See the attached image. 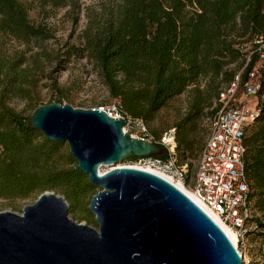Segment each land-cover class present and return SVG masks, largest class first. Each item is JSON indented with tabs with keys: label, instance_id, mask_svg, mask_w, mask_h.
<instances>
[{
	"label": "trees",
	"instance_id": "obj_1",
	"mask_svg": "<svg viewBox=\"0 0 264 264\" xmlns=\"http://www.w3.org/2000/svg\"><path fill=\"white\" fill-rule=\"evenodd\" d=\"M27 11L19 0H0V32L26 44L52 38L29 21ZM259 35L264 36V0H115L83 31L81 44L71 45L64 54L67 60L74 56L92 63L108 95L120 101L121 113L146 122L193 88L189 111L175 127L176 151L182 150L177 162L183 164L202 148L193 134L200 131L197 120L211 107L212 98L218 102L219 91L237 73L241 83L245 81L256 56L243 69V45ZM37 57L30 63L23 54L8 57L0 51V198H37L54 191L64 197L70 213L89 214L97 187L76 169L63 142L47 139L30 126L31 115L23 116L7 103L16 97L26 100L32 112L41 106L34 99L41 64ZM262 78L258 114L243 135V159L254 211L247 225L264 228L255 217L259 213L264 219V64ZM50 80L49 85L59 89L56 79ZM62 98L47 105L62 104ZM220 106L218 102L210 116ZM155 156L165 158L166 153Z\"/></svg>",
	"mask_w": 264,
	"mask_h": 264
},
{
	"label": "water",
	"instance_id": "obj_2",
	"mask_svg": "<svg viewBox=\"0 0 264 264\" xmlns=\"http://www.w3.org/2000/svg\"><path fill=\"white\" fill-rule=\"evenodd\" d=\"M125 119L98 108L52 102L30 126L67 143L76 169L100 188L89 200L97 229L68 217V204L44 191L22 214L0 212V264H242L222 229L163 177L132 166L162 147L123 132Z\"/></svg>",
	"mask_w": 264,
	"mask_h": 264
},
{
	"label": "rangeland",
	"instance_id": "obj_3",
	"mask_svg": "<svg viewBox=\"0 0 264 264\" xmlns=\"http://www.w3.org/2000/svg\"><path fill=\"white\" fill-rule=\"evenodd\" d=\"M27 8L29 21L45 29L52 38L45 41H32L28 44L15 40L9 35L0 32V51L8 57L23 54L28 61H33V56L38 55L40 60L39 78L34 99L39 105H47L50 100H59L64 95L62 102L73 108L89 109L109 106L112 98L108 95L105 87L100 82L96 69L92 63L85 58L72 56L69 60L65 58L64 51L71 45H80L82 33L90 22L105 14L113 5L115 0H19ZM251 43L243 45V51H248ZM46 53V54H43ZM44 55V56H43ZM57 57L59 63L49 62L48 58ZM35 58V57H34ZM233 67V66H232ZM50 79H56L59 89L52 88ZM203 88V85L201 86ZM193 88L171 99L156 114L152 121L147 122L151 133L158 138L160 134L172 127H177L179 121L188 113L194 92ZM260 99V97H259ZM8 105L23 116H30L32 109L28 107L27 101L11 97L7 100ZM218 102L212 98L211 107L204 109V114L197 120L200 131L194 133L197 144H203L209 128L210 111L217 109ZM179 131V129H177ZM63 150L69 151L68 144L64 143ZM182 150L176 151V157ZM160 153H164L162 148ZM198 156V155H197ZM188 160L190 174L194 170L196 158ZM135 160L122 161L112 166L99 167L100 172L117 166H135ZM191 177L188 179L190 182ZM186 187V186H185ZM188 188V187H187ZM100 188L97 187V190ZM189 189V188H188ZM36 198L26 199H3L0 198V212H13L22 214L26 205L34 203ZM89 205V204H88ZM68 217L77 223L86 224L97 229L94 214H72L68 209ZM261 222L264 219L260 214H255ZM237 251L240 254L242 264H264V228L259 225H249L248 232L236 241Z\"/></svg>",
	"mask_w": 264,
	"mask_h": 264
},
{
	"label": "built area",
	"instance_id": "obj_4",
	"mask_svg": "<svg viewBox=\"0 0 264 264\" xmlns=\"http://www.w3.org/2000/svg\"><path fill=\"white\" fill-rule=\"evenodd\" d=\"M253 56H256V61L247 72L245 81L241 83L239 72L219 91L218 102L221 106L209 119L208 133L190 176L187 163L177 162L175 127L163 131L156 138L146 121L121 113L118 99L112 100L109 106L98 107L110 117L125 119L124 133L156 143L164 149L165 158H137L135 166L143 170L152 168L188 187L197 202L206 208L204 210L217 215L235 232L238 241L245 236L249 226L247 220L254 213L248 199L249 187L244 172L243 135L258 114L264 64L263 35L255 37L250 49L245 52L243 69Z\"/></svg>",
	"mask_w": 264,
	"mask_h": 264
},
{
	"label": "bare ground",
	"instance_id": "obj_5",
	"mask_svg": "<svg viewBox=\"0 0 264 264\" xmlns=\"http://www.w3.org/2000/svg\"><path fill=\"white\" fill-rule=\"evenodd\" d=\"M132 167H136L138 168L137 166H132ZM148 171H151V172H154V173H157L158 175H161L162 177H164L165 179H167L168 181H170L171 183H173L178 189H180L185 195H187L192 201H194L197 205H199L203 210L206 209V208H203L201 206V204H199L196 200V198L194 197L193 193L191 192L190 189H188L187 187H185V185H183L182 183L178 182V181H175L174 179L168 177L167 175H165L164 173H161L157 170H154L152 168H144ZM99 173H102L99 171ZM207 215L222 229V231L227 235V237L230 239L231 243L233 245H237L236 244V241H237V236L235 234V232L227 225L225 224L222 220H220V218L215 215L214 213H212L211 211L209 210H204ZM237 247V246H236ZM238 249V248H237Z\"/></svg>",
	"mask_w": 264,
	"mask_h": 264
}]
</instances>
